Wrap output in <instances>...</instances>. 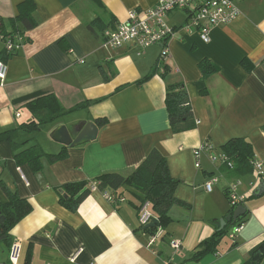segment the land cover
Wrapping results in <instances>:
<instances>
[{
    "label": "crops",
    "instance_id": "1",
    "mask_svg": "<svg viewBox=\"0 0 264 264\" xmlns=\"http://www.w3.org/2000/svg\"><path fill=\"white\" fill-rule=\"evenodd\" d=\"M23 1L0 0V16L17 17ZM158 1L34 0L38 25L16 37L18 54L0 79V132L17 128L23 116L31 120L14 100L39 91L54 93L66 109L95 103L35 134L20 131L17 142L29 141L20 151L38 143L46 154H58L65 146L50 136L58 126H67L76 138L86 122L105 118L107 123L95 140L67 147L64 160L43 158L39 172L28 164L18 166L10 143H0V179L33 207L12 231L22 248L19 264H25L29 252L30 264H243L251 248L264 240V193L252 197L262 178L257 173L239 178L210 158L228 140L242 137L253 144L257 160L264 161V0L238 1L241 15L213 27L209 43L197 31L183 29L186 11L171 13L166 22L176 32L164 58L169 71L163 76L162 69L138 86L161 60L164 46L113 47L105 43L104 33L125 22L131 11L150 9ZM5 46L0 36V52ZM204 60L218 72L204 78ZM179 82L186 85L197 124L174 133L166 91ZM206 144L213 150L200 153L201 167L196 168L193 151ZM154 148L162 151L179 181L177 197L191 206L172 208L166 229L141 226L139 193L131 188L120 190L125 201L117 203L97 189L76 211L61 204L56 188L106 173L129 176ZM213 177L219 181L207 192L205 185ZM236 180L241 181L239 195L248 198L243 229L235 238L224 237L217 253L192 260L197 245L215 233L213 222L229 213L225 189ZM2 197L6 200L0 190ZM154 234L160 235L151 244ZM173 240L181 241V250L171 247ZM9 253L0 244V264H11Z\"/></svg>",
    "mask_w": 264,
    "mask_h": 264
},
{
    "label": "trees",
    "instance_id": "2",
    "mask_svg": "<svg viewBox=\"0 0 264 264\" xmlns=\"http://www.w3.org/2000/svg\"><path fill=\"white\" fill-rule=\"evenodd\" d=\"M35 12L36 4L34 0H24L19 6V14L17 17L6 20L0 16V36L5 44L9 40H12L16 45V37L23 38L26 32L32 31L37 27L38 22ZM17 54V48L8 50L5 46L0 52V60L7 63ZM167 55L168 53L163 52L161 60L154 67L152 73L136 85H143L145 81L160 73L162 69L164 70L162 75L165 76L169 71V67L164 63V58ZM243 64L246 67L249 65L247 61ZM200 68L204 78H208L218 72V68L208 60H204L200 64ZM93 103L95 102L86 101L70 109H66L54 93L47 91H39L18 98L14 100V104L23 105L22 108H26L30 113L31 120L21 123L15 129L0 132V143H10L15 152L14 159L18 166L28 164L34 172H39L43 169V158H47L51 163L62 161L67 157V147H64L58 154H46L38 143H34L31 147L20 151L29 141L19 144L17 142L19 132L23 131L29 135L35 134L40 132L45 126L84 110ZM166 108L174 133L195 129L197 124L196 117L192 109L189 93L183 82L168 85L166 91ZM96 123L98 128H101L106 125L107 120L105 118L98 119ZM220 149L221 153L226 155L228 160L233 163V169H230L226 163L223 166L235 176L240 178L255 171L254 163L257 158L254 146L248 139L242 137L232 138L224 143ZM260 177L263 181L264 175ZM94 183L98 184L99 190L110 192L116 197H120V190L123 188H131L138 192L139 194L137 195L140 198L138 211L145 203H150V209L159 222V226L155 227L156 230L159 228L166 229L172 222L170 216L172 208H191L187 202L177 197L176 190L179 181L173 177L167 158L158 148L152 149L141 165L129 176H124L120 173H106L92 181L71 183L56 188L59 192L61 204L70 211H76L84 199L92 193V185ZM229 188L230 186L228 189H225L226 197L231 206L228 214H233L237 206L231 203L228 194ZM0 190L6 197L5 201L0 199V244H4L10 251L16 241L12 231L18 223L32 212L33 207L29 200L21 198L15 190L1 179ZM255 192L252 197L256 196ZM247 201L248 198L245 197L241 205H245ZM244 217L240 218L236 224L228 223L222 230H220L221 224L218 221L213 222L216 224L215 233L197 245L193 251L192 260H201L207 255L217 253L221 240L227 235H230L236 226L243 225ZM146 229L148 230L149 228ZM29 255L30 252L27 254L25 264H30L31 262ZM263 261L264 240L251 248L248 258L243 264H262Z\"/></svg>",
    "mask_w": 264,
    "mask_h": 264
},
{
    "label": "built area",
    "instance_id": "3",
    "mask_svg": "<svg viewBox=\"0 0 264 264\" xmlns=\"http://www.w3.org/2000/svg\"><path fill=\"white\" fill-rule=\"evenodd\" d=\"M240 0H159L157 4L146 10H133L129 13L128 19L121 23L115 30L106 31L104 33L105 43L109 46L120 47L125 44H136L141 49H146L152 45H163L164 53H168L167 42L175 35V29L169 26L166 22L168 16L175 11H186L188 20L183 25V29L187 31L195 30L199 33L201 39L205 43L210 42L211 29L215 26L227 25L233 22L241 15L240 8L237 2ZM8 50L17 48L12 40L6 43ZM8 74V65L0 60V79L4 80ZM18 117L20 115H17ZM212 151L213 148L206 144L195 150L196 168L201 167L200 153L202 151ZM212 162L219 161L233 169V163L230 162L226 155L220 153L210 155ZM254 170L259 175H264V161L256 160ZM22 178L26 180L22 174ZM218 178H211L205 185L207 192H212L214 185L218 183ZM241 185L240 180H236L229 188L228 194L231 203L234 206H239L245 200V196L238 193V188ZM98 189V184L92 185V191ZM104 196L112 203L125 201L120 197H116L110 192L105 191ZM138 218L141 226H147L153 222L155 218L150 209V203H145L138 211ZM244 225L236 226L230 236L235 238L237 233L243 229ZM158 234L153 235L151 244L155 243ZM171 247L178 251L181 250V241L173 240L170 243ZM21 245L19 242H14L10 250V262L19 264L21 255Z\"/></svg>",
    "mask_w": 264,
    "mask_h": 264
},
{
    "label": "water",
    "instance_id": "4",
    "mask_svg": "<svg viewBox=\"0 0 264 264\" xmlns=\"http://www.w3.org/2000/svg\"><path fill=\"white\" fill-rule=\"evenodd\" d=\"M78 131H79L78 136L74 138L69 128L67 126L61 125L58 126L51 133L50 136L51 139L56 143H59L65 147L74 148L95 140L97 138L99 128L94 122H86L82 125V127H79ZM263 193H264V180L263 181L261 180V183L258 189L256 190L255 195L260 196ZM246 213H247V208L245 205L237 206L233 214H228L227 216L219 220L221 224L220 230L226 227L228 223L236 224L240 220V218L246 215ZM157 226H159V222L157 219H154L153 222L145 226V228H155Z\"/></svg>",
    "mask_w": 264,
    "mask_h": 264
},
{
    "label": "rangeland",
    "instance_id": "5",
    "mask_svg": "<svg viewBox=\"0 0 264 264\" xmlns=\"http://www.w3.org/2000/svg\"><path fill=\"white\" fill-rule=\"evenodd\" d=\"M22 112H24L25 115H27V114L29 113L28 110H27L26 108H23V111H22ZM19 114H20V113H19ZM25 121L28 122V121H30V119H29V118L26 119L25 116H23L22 119H19V118L17 119L18 124H19L20 122L23 123V122H25ZM21 123H20V124H21ZM20 124H19V125H20ZM215 150H216V152L218 153L219 148H216ZM194 152H195V151H193V155H194V163H196V157H195ZM255 173H256V172L254 171L252 175H254ZM257 175H258V174H257ZM246 176H247V177H248V176H251V174L246 175ZM215 189H216V187H215ZM2 200H5V198L2 197ZM227 236H229V235H227Z\"/></svg>",
    "mask_w": 264,
    "mask_h": 264
}]
</instances>
